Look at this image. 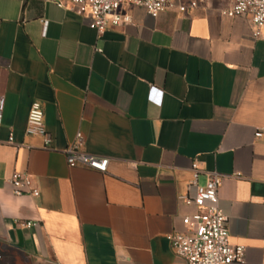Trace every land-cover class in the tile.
<instances>
[{"label": "crops", "instance_id": "obj_1", "mask_svg": "<svg viewBox=\"0 0 264 264\" xmlns=\"http://www.w3.org/2000/svg\"><path fill=\"white\" fill-rule=\"evenodd\" d=\"M216 1L121 6L130 22L96 33L49 0H0V264H183L166 236L195 210L178 200L192 162L197 185L222 178L232 264H264V24L254 38ZM32 100L49 148L24 134ZM76 132L105 172L66 165ZM14 171L37 196L12 194Z\"/></svg>", "mask_w": 264, "mask_h": 264}, {"label": "built area", "instance_id": "obj_2", "mask_svg": "<svg viewBox=\"0 0 264 264\" xmlns=\"http://www.w3.org/2000/svg\"><path fill=\"white\" fill-rule=\"evenodd\" d=\"M79 18L88 28L101 33L107 27H116L130 22L126 14L119 12L121 6L141 8L147 15L154 17L159 13L174 11L183 13L186 8H195L201 0H49ZM222 13L228 17L248 15L254 26L252 37L259 35V28L264 24V0H233ZM46 22L42 21V33ZM3 100L0 96V124ZM25 135L41 138L43 148H49L50 136L43 125L41 104L32 100L29 103ZM255 136H259L256 133ZM12 141L11 133L7 142ZM81 135L76 132L72 143L63 148L62 153L68 167L80 166L96 172H105L107 158L94 156L80 150ZM191 179L189 186L194 188L192 196H178L183 204L193 206L195 210L180 218L181 228L167 234L169 247L183 264H232L241 262L243 247L228 242L225 217L218 206V188L222 178L216 172H209L202 185L196 184L198 168L195 162L190 164ZM7 183L14 195H38L30 176L24 172L14 171L7 178ZM23 227L33 225L31 222L20 224ZM264 261V258H263Z\"/></svg>", "mask_w": 264, "mask_h": 264}, {"label": "rangeland", "instance_id": "obj_3", "mask_svg": "<svg viewBox=\"0 0 264 264\" xmlns=\"http://www.w3.org/2000/svg\"><path fill=\"white\" fill-rule=\"evenodd\" d=\"M218 4V1L216 0H201L198 2V5L205 6V7H212Z\"/></svg>", "mask_w": 264, "mask_h": 264}]
</instances>
